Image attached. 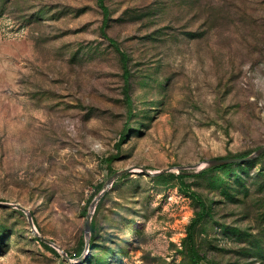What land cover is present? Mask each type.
Here are the masks:
<instances>
[{"label":"rangeland","instance_id":"374dc122","mask_svg":"<svg viewBox=\"0 0 264 264\" xmlns=\"http://www.w3.org/2000/svg\"><path fill=\"white\" fill-rule=\"evenodd\" d=\"M104 2L128 82L98 0H0V201L51 241L0 204V264H194V221L264 264V151L207 170L264 145V0Z\"/></svg>","mask_w":264,"mask_h":264},{"label":"trees","instance_id":"16d2710c","mask_svg":"<svg viewBox=\"0 0 264 264\" xmlns=\"http://www.w3.org/2000/svg\"><path fill=\"white\" fill-rule=\"evenodd\" d=\"M98 1H99V5H100V7L102 9V12H103L102 33L115 46V48L120 51L117 42L112 37L108 36L103 31L104 27L107 25V20H108V16H109V8L105 4L104 0H98ZM120 52H121V57H122V62H123V69H124L123 75H124V78H125L126 82H128L129 71L127 69V55H126L125 52H122V51H120ZM125 93H126V102H127L128 106H131L132 101H131V97H130L127 85L125 87ZM129 117H130V115H129ZM126 130H128V129L126 128ZM126 130L123 131V133L121 134V139H123L125 137ZM249 153L250 152H244V153H241V154L233 156V157H246V156L249 155ZM263 154H261V155H263ZM109 159L111 160L112 157H109ZM250 160H252V158L251 159H246V160H243V161H234V162H228V163L214 164V165L209 166L207 168V170H220V169H223L225 167L231 166L233 164H244V163H246L247 161H250ZM194 225H195V221L192 222L190 224V226H189L188 234H187V237H186V247H187V251H188V256L191 259V261L194 264H201L200 263V261H201L200 260V254H199V252H198V250H197V248L195 246L194 240H193V228H194ZM90 230H92V226H91Z\"/></svg>","mask_w":264,"mask_h":264},{"label":"water","instance_id":"95a60500","mask_svg":"<svg viewBox=\"0 0 264 264\" xmlns=\"http://www.w3.org/2000/svg\"><path fill=\"white\" fill-rule=\"evenodd\" d=\"M264 151V145H262L261 147H259L254 153H251L249 154L248 156L246 157H222V158H214L211 160V164L214 165V164H220V163H228V162H234V161H243V160H246V159H251L253 158L255 155H258L260 154L261 152ZM168 168L166 169H162V170H159L157 171V173H160V172H164L166 171ZM124 170H120V171H117L115 172L113 175H111L109 177V182L110 181H113L112 179H114L115 177H117L118 175H120L121 173H123ZM106 191V188L105 189H102L100 191V193L97 195V197H95L91 203V207H92V210H89L86 214V226H85V232H86V235H89L90 234V223H91V218H92V213H93V210L97 204V201L100 199V197L102 196V194ZM0 204H9V205H13V206H16V207H19L21 208L22 210H24L27 215H28V219H29V223H30V227L32 228V230L41 238L43 239L44 241H47V242H51L48 238L42 236L40 233H38V231L36 230V227L33 223V220H32V217H31V214L29 212V210L22 206L21 204L19 203H6V202H1L0 201ZM66 255V254H64Z\"/></svg>","mask_w":264,"mask_h":264}]
</instances>
